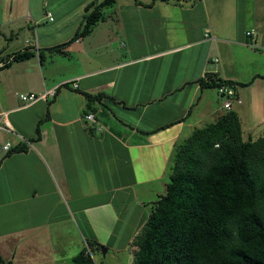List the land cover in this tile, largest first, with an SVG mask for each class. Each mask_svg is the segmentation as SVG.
I'll use <instances>...</instances> for the list:
<instances>
[{
  "label": "crops",
  "instance_id": "obj_1",
  "mask_svg": "<svg viewBox=\"0 0 264 264\" xmlns=\"http://www.w3.org/2000/svg\"><path fill=\"white\" fill-rule=\"evenodd\" d=\"M0 1L2 11H11L0 23V62L25 50L34 54L0 68V116L13 129L0 130L6 262L76 264L85 244L96 242L115 264H135V240L151 214L147 204L165 195L157 187L167 188L176 142L227 113L216 88L202 86L208 74L234 84L242 104L233 111L246 140L264 137L260 0H117L77 41L94 0ZM241 6L255 16L246 30ZM249 31L255 35L247 37ZM65 44L61 53L50 51ZM240 84L247 85L244 99ZM51 90L55 98L30 106L19 98ZM85 94L106 97L91 104ZM249 110L263 118L245 130ZM91 113L94 123L86 120ZM161 127L168 128L146 134ZM20 146L27 150L10 152Z\"/></svg>",
  "mask_w": 264,
  "mask_h": 264
},
{
  "label": "trees",
  "instance_id": "obj_2",
  "mask_svg": "<svg viewBox=\"0 0 264 264\" xmlns=\"http://www.w3.org/2000/svg\"><path fill=\"white\" fill-rule=\"evenodd\" d=\"M116 2L88 4L74 41L88 37ZM67 46L50 51L61 53ZM32 57L28 50L16 53L11 60L3 59L4 67ZM201 83L213 88L234 85L215 74ZM85 96L91 104L106 97ZM26 150L20 146L10 152ZM169 171L166 194L154 203L135 240V264H264V137L246 140L237 112H227L176 142ZM88 244L94 252L103 248L96 242ZM85 252L75 258L76 264H95ZM0 264L12 263L0 254Z\"/></svg>",
  "mask_w": 264,
  "mask_h": 264
},
{
  "label": "built area",
  "instance_id": "obj_3",
  "mask_svg": "<svg viewBox=\"0 0 264 264\" xmlns=\"http://www.w3.org/2000/svg\"><path fill=\"white\" fill-rule=\"evenodd\" d=\"M49 17H51V15H49ZM51 20H53V19H51ZM246 35H247V37H250V36L255 35V32L249 31L246 33ZM205 36L207 38H209L210 37L209 32ZM216 62H217V60H216ZM4 65L5 64L0 62V68L4 67ZM74 88L77 89L78 86L74 85ZM216 90L218 92L219 97L224 99L223 109L225 111H227V112L233 111L234 104H238V105L242 104V100L239 98V96L235 90L234 85L221 84V85L216 87ZM56 94L57 93L55 90H51V91H46L42 97H40L34 93H31V94H20L19 98L25 105L30 106V105L37 103L39 100L46 98V97L55 98ZM86 120L93 122V123L96 122L95 114H93V113L88 114L86 116ZM0 130L7 131V132L13 131L11 125L6 120V114H2L0 116ZM21 140H24V139L21 138ZM11 148H12V144H10V143L6 144L3 147V149L5 151H9V150H11ZM84 249L86 251L85 255L91 257L93 259L94 263L97 264L95 261V256H94L95 252H94L93 248L88 243H86Z\"/></svg>",
  "mask_w": 264,
  "mask_h": 264
},
{
  "label": "rangeland",
  "instance_id": "obj_4",
  "mask_svg": "<svg viewBox=\"0 0 264 264\" xmlns=\"http://www.w3.org/2000/svg\"><path fill=\"white\" fill-rule=\"evenodd\" d=\"M239 1L241 2L239 4L242 5L243 0H239ZM252 1H254V0H249V4L252 3ZM259 4H260L259 5L260 8L258 10H256V13H257L256 14V19L257 18H261L262 15H264V2H262V0H260ZM1 6H2V4H1V1H0V23H1L2 20H4V18L9 17V15L11 13L10 10L9 11L8 10L7 11H2ZM243 10H244V7L241 6L240 13H238V20H241V22H245L246 21V25L243 26L244 30H246L248 27L251 28V24H253L251 22L255 21V16L254 17H252V16L248 17L246 12H244ZM108 11H109V8L105 10L106 17L108 16ZM247 19H248V21H247ZM260 40H262V38ZM214 54L217 57L220 58L219 64H218L219 68L222 67V69L224 70V63H223V58H222L221 52L219 50H216V52H214ZM240 72H241V68L238 69V73H240ZM259 83L260 82H257L254 87L258 86ZM245 86H247V85L240 84V86H239V90L242 93V99H244L243 93H244L245 90H243V89L245 88ZM255 89H257V88H255ZM254 92H255V90L252 91V93H254ZM250 96H252V94H250ZM241 108L244 110V109L248 108V106H247V104H244ZM247 117H248V119H244L243 120L245 130L253 129V127L256 126L258 124V122L261 120V118H263L262 116H260V117H254L253 116L252 117L251 113H250V110L248 111V114H247L246 118ZM247 135H248L247 132H245V134H244V138L245 139H247ZM169 182H170V180H168V183ZM157 189H161L160 191L163 192L162 194H166L165 187L162 188V186H160V187H157ZM155 200H158V197H156ZM152 207H153V203L151 204V202H149L147 204V209L149 210V212H152ZM94 256H95V261H96L97 264H115L110 256H107V257L105 256L104 257L103 253L100 252V251L96 252L94 254Z\"/></svg>",
  "mask_w": 264,
  "mask_h": 264
},
{
  "label": "water",
  "instance_id": "obj_5",
  "mask_svg": "<svg viewBox=\"0 0 264 264\" xmlns=\"http://www.w3.org/2000/svg\"><path fill=\"white\" fill-rule=\"evenodd\" d=\"M107 252H108L107 248L104 247V248L102 249V253H103V256H104V257L106 256Z\"/></svg>",
  "mask_w": 264,
  "mask_h": 264
}]
</instances>
